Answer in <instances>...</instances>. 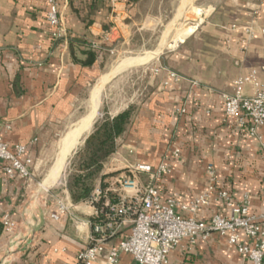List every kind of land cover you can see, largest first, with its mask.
I'll return each mask as SVG.
<instances>
[{
  "label": "crops",
  "instance_id": "obj_1",
  "mask_svg": "<svg viewBox=\"0 0 264 264\" xmlns=\"http://www.w3.org/2000/svg\"><path fill=\"white\" fill-rule=\"evenodd\" d=\"M57 2L62 30L61 37L53 39L45 0H0V140L9 148L25 146V157L33 162L32 179L25 181L8 176L0 161V264H75L88 245L86 223L93 219L94 207L86 200L72 202L63 178L80 143L58 176L52 178L50 173L60 141L68 133L64 130L91 112V95L102 77L111 40L128 39L126 23L158 20L145 8L159 0H128L115 10L94 0ZM201 6L202 18L194 32L151 66L164 70L158 75L150 72L151 67L135 72V76L150 72V81L119 109L108 110L113 118L134 107L115 153L103 165L100 175L106 177L96 185L103 182V188L109 187L127 165L163 164L169 173L151 183L162 200L184 205L207 192L210 167L214 192L196 218L208 222L215 214L232 216L218 192H226L234 206L247 198L249 214L257 216L264 211V125L257 129L260 140L250 136L237 118L225 117L222 95L231 93L233 81L252 69L264 88V35L257 32L243 45L241 30L254 11L256 31L264 28V0H201ZM234 24L237 30L231 29ZM166 71L176 73L178 81L164 86ZM244 93L251 95V87L245 86ZM97 114L98 109L93 125ZM89 134L82 137V145ZM141 182L149 183L145 176ZM59 203L72 207L60 214ZM176 212L188 215L179 207ZM6 214L15 222L10 237L1 222ZM129 228L123 226L115 239L105 243L95 264H104ZM116 264L137 263L120 254ZM167 264L252 263L212 233L198 237L193 245L182 241Z\"/></svg>",
  "mask_w": 264,
  "mask_h": 264
},
{
  "label": "built area",
  "instance_id": "obj_2",
  "mask_svg": "<svg viewBox=\"0 0 264 264\" xmlns=\"http://www.w3.org/2000/svg\"><path fill=\"white\" fill-rule=\"evenodd\" d=\"M94 1L115 10L118 5L126 4L128 0ZM45 2L46 20L52 28L51 37L59 39L62 21L58 2ZM257 20L258 13L254 11L249 23L241 28L245 35L243 45L253 39L257 32L264 35V28L258 31L255 29ZM238 28L235 24L231 26L232 30ZM163 70L161 67L150 68L153 75H158ZM166 72L164 86L178 81L179 76L176 73ZM245 86L251 87V95L244 93ZM232 87L231 93L222 95L225 117L237 118L239 124L247 128L250 136L260 140L257 129L264 125V88L258 80L257 71L252 69L247 75L238 76ZM25 153V146L15 145L9 148L0 140V161L4 163L3 170L8 176L25 181L32 179L33 162L25 157ZM173 155L177 157L178 151H174ZM262 159L264 161V149ZM121 171L107 188H103L98 182L86 199L87 203L94 207V216L86 223L90 230L88 245L79 252L75 264H95L104 250L105 243L115 239L127 224L130 225L128 233L109 251L104 264H116L120 254L130 255L137 264H167L169 254L182 241L193 245L198 237L207 238L212 233L226 239L238 254L252 264H264V211L257 216L250 215L247 198L241 205L234 206L226 192H218L217 196L231 208L232 216L215 214L208 222L196 218L199 207L208 205L214 192L215 177L210 167L206 169L207 192L184 205L176 203L173 199L162 200L158 190L151 183L157 177L169 173L165 165L152 167L134 164L125 166ZM144 176L148 178L149 183L141 182V177ZM71 207L59 203V213H67ZM176 207L188 215L177 213ZM50 216L57 218L53 214ZM74 219L78 221L77 218ZM1 222L7 237H10L15 229V222L7 214L2 217Z\"/></svg>",
  "mask_w": 264,
  "mask_h": 264
},
{
  "label": "rangeland",
  "instance_id": "obj_3",
  "mask_svg": "<svg viewBox=\"0 0 264 264\" xmlns=\"http://www.w3.org/2000/svg\"><path fill=\"white\" fill-rule=\"evenodd\" d=\"M180 3L181 7L178 8ZM145 10L152 13L153 16L155 15L158 20L156 22H151L150 20H146L143 23L136 22L135 25H128L126 23L130 28V36L128 39L126 38L127 40L120 36L111 40L109 43L110 52L106 57L107 63L101 76L113 70L122 60L143 56L146 53H153L164 44L160 51L161 53L155 55V57L147 63L136 65L117 73L104 85L100 93V105L95 123L105 116L110 117L108 115V110L119 109L120 106L124 104L125 100L135 95L138 90H141L142 84L144 85L150 81V72L142 76L139 74L135 76V72H140V70L146 67L153 66V64L157 62V59H160L168 52L174 50L176 47L172 49L170 48V44L178 30L188 26L196 27L198 21L202 18L203 9L201 0H159V2H154L151 6L146 7ZM210 10L209 8L207 9L208 13ZM129 75H131L130 78ZM98 82L97 80L95 85H97ZM83 111L84 110H81L79 114L81 115ZM75 124L76 123H74L73 127ZM73 127L69 129L67 127L64 131H68ZM81 146L82 141H80V145L77 146L74 153L79 150ZM66 171L67 168L63 173V178L66 176Z\"/></svg>",
  "mask_w": 264,
  "mask_h": 264
},
{
  "label": "trees",
  "instance_id": "obj_4",
  "mask_svg": "<svg viewBox=\"0 0 264 264\" xmlns=\"http://www.w3.org/2000/svg\"><path fill=\"white\" fill-rule=\"evenodd\" d=\"M133 112L134 107L130 106L113 118L105 116L97 121L83 145L68 161L64 184L72 202L88 199L96 182L104 180L106 176L100 175L103 165L115 153L117 141L129 125ZM101 186L105 187L103 182Z\"/></svg>",
  "mask_w": 264,
  "mask_h": 264
},
{
  "label": "bare ground",
  "instance_id": "obj_5",
  "mask_svg": "<svg viewBox=\"0 0 264 264\" xmlns=\"http://www.w3.org/2000/svg\"><path fill=\"white\" fill-rule=\"evenodd\" d=\"M183 8V6H182ZM180 11V10H179ZM200 12V11H199ZM195 26H188L186 28H182L178 30L176 36L172 40L170 44V48H175L179 43H181L186 37H188L190 34H192L195 30ZM164 44L160 46V48L151 53H146L143 56H138L134 58H128L122 60L113 70L110 72L104 74L100 79L97 85L94 86L93 93H92V109L91 112L78 121V123L70 130H68V133H66L60 142V152L58 154L56 163L52 167L50 177L55 178L58 176L59 172L62 170L64 162L68 154L71 152L73 148H76V146L80 143L82 140V137H84L87 133L90 132L94 117L96 115L99 103H100V93L102 91V88L104 85L117 73L126 70L127 68L141 65L144 63L149 62L151 59L155 57L158 53H161V49L163 48ZM91 101V100H90ZM48 180L45 182L47 183Z\"/></svg>",
  "mask_w": 264,
  "mask_h": 264
},
{
  "label": "water",
  "instance_id": "obj_6",
  "mask_svg": "<svg viewBox=\"0 0 264 264\" xmlns=\"http://www.w3.org/2000/svg\"><path fill=\"white\" fill-rule=\"evenodd\" d=\"M86 138V137H85Z\"/></svg>",
  "mask_w": 264,
  "mask_h": 264
}]
</instances>
